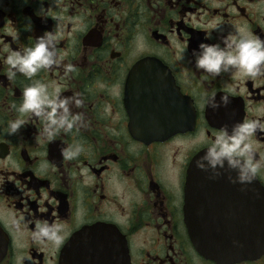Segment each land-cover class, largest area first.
Here are the masks:
<instances>
[{"label": "flooded vegetation", "instance_id": "flooded-vegetation-1", "mask_svg": "<svg viewBox=\"0 0 264 264\" xmlns=\"http://www.w3.org/2000/svg\"><path fill=\"white\" fill-rule=\"evenodd\" d=\"M25 17L33 32L23 31ZM214 25L223 34L247 27L264 37V0H0V128L16 117L9 105L21 102L30 83L21 75L7 80L6 49L30 46L44 31L57 33L65 63L77 71L66 80L62 70L35 79L81 94L84 107L73 111L86 123L78 135L50 143L37 119L15 136L0 133V264L20 255L25 264H264V241L251 239L264 214V170L258 190L253 181L241 191L192 166L202 133L264 119V78L205 79L189 56L178 58L206 32L216 42ZM228 88L236 95L227 108L201 107L203 95ZM78 140L84 151L64 160L61 149ZM255 141L264 158V134ZM45 160L46 173L39 170ZM13 216L27 226L13 230ZM37 219L63 225L61 247L32 242Z\"/></svg>", "mask_w": 264, "mask_h": 264}, {"label": "clouds", "instance_id": "clouds-1", "mask_svg": "<svg viewBox=\"0 0 264 264\" xmlns=\"http://www.w3.org/2000/svg\"><path fill=\"white\" fill-rule=\"evenodd\" d=\"M21 4H29V0H20ZM40 3V0H37ZM34 15L42 21L48 17L41 10ZM23 31L33 32V23L30 17H25ZM220 32V26L214 25ZM19 39V33L14 34ZM59 36L52 31H44L42 35L34 37L30 46L6 49L2 58L7 65L4 73L8 81H15L18 75L30 81L23 90L22 100L19 104L13 102L9 105L17 114L15 118L7 121L6 126L0 128V133L6 136H15L29 123L37 119L41 123V137L46 142H52L59 135H78L81 128L86 127L83 112L73 111L84 107V98L79 93L70 96L64 95V88L59 84L49 85L40 79H35L39 73L56 72L61 70L66 80L77 71L72 63H65L66 53L58 49ZM211 32H206L203 39L189 53L187 45L180 49L179 59L190 57V63L197 71L204 74V78H216L221 74H232L238 78L256 80L264 78V37L254 34L247 27H241L235 32L223 34L220 32L216 42L212 41ZM236 95L235 88L226 89L219 97L210 93L201 97V107L215 112L227 108ZM27 117V119L25 118ZM264 134V119H244L229 126H221L211 137L201 134L193 144L196 151H201L192 166L205 173L206 178L215 181L222 176L229 184L239 185L240 190L252 184L264 170V158H258V148L255 137L257 133ZM84 151V145L79 140L61 149V156L66 161L77 159ZM49 162L45 160L39 167L46 173ZM34 228L31 240L40 246L51 244L61 247L65 241L63 225L52 223L46 219L33 221ZM24 224L23 217L13 216L10 227L21 231ZM234 246H240L233 241ZM27 257L20 255L16 264H25Z\"/></svg>", "mask_w": 264, "mask_h": 264}, {"label": "water", "instance_id": "water-1", "mask_svg": "<svg viewBox=\"0 0 264 264\" xmlns=\"http://www.w3.org/2000/svg\"><path fill=\"white\" fill-rule=\"evenodd\" d=\"M256 182V186H255V190H258L260 188V186H258V180H254ZM254 239L255 241V245L256 246H261V244L263 243L262 241H264V214L263 215H259V216H256L255 220H254V233L251 234V239ZM194 240H195V243L197 245H201V238L200 236H194ZM261 248H258L257 250H260ZM84 254H87L86 252L82 253V255ZM209 254L212 255V256H220V255H223V256H226V255H240V254H243L240 253L239 251H209Z\"/></svg>", "mask_w": 264, "mask_h": 264}]
</instances>
